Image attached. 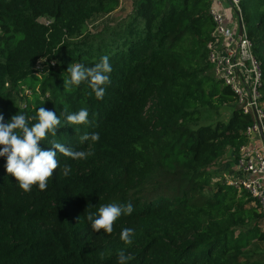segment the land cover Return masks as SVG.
Instances as JSON below:
<instances>
[{"label": "trees", "instance_id": "obj_1", "mask_svg": "<svg viewBox=\"0 0 264 264\" xmlns=\"http://www.w3.org/2000/svg\"><path fill=\"white\" fill-rule=\"evenodd\" d=\"M119 6L0 0L4 123L19 113L31 126L44 107L61 120L49 140L90 153L72 160L57 151L70 174L56 169L45 191L33 186L29 193L0 157V264H118L120 250L132 257L128 264H264V252L249 250L264 241V214L246 190L213 183L210 170L238 153L253 122L208 61L211 0H133L126 20L89 29ZM242 11L262 65L264 100V0H242ZM105 55L112 72L103 99L87 81L64 89L70 64L92 67ZM84 108L89 125L66 124L67 114ZM85 133L100 139L81 143ZM40 147L55 150L48 140ZM129 202L133 212L111 235L92 230L88 212ZM124 228L134 230L131 245L120 240Z\"/></svg>", "mask_w": 264, "mask_h": 264}, {"label": "clouds", "instance_id": "obj_2", "mask_svg": "<svg viewBox=\"0 0 264 264\" xmlns=\"http://www.w3.org/2000/svg\"><path fill=\"white\" fill-rule=\"evenodd\" d=\"M112 67L107 55L101 57L100 61L92 67H86L81 63H72L67 68L69 76L64 78V89L70 90L74 86H79L83 82H88V86L97 99H103L106 86L111 83L110 73ZM67 110L65 109V112ZM37 122L29 126L28 118L23 114H16L11 117V121L4 123V116L0 114V157H6V171L13 176L21 190L26 193L32 191L33 186H38L41 191L48 187V181L53 177L54 170L59 169L67 177L71 172V166L65 164L60 167L57 159V151L72 160L87 159L89 152L75 150L65 147L63 143L55 139L49 140V136H57V128L61 125L60 118L54 111L40 107L36 111ZM68 125H89V112L86 108L80 109L65 117ZM99 133H85L80 136V142H98ZM48 140L55 150H44L40 147V142ZM133 212V205L129 202L126 205L119 203H108L101 205L98 213L88 212L87 220L91 222V228L95 232L103 230L111 235L114 231L115 222L122 215H130ZM134 230L124 228L120 233V240L126 245L133 243L132 236ZM132 259L123 250L118 253V264H128Z\"/></svg>", "mask_w": 264, "mask_h": 264}, {"label": "built area", "instance_id": "obj_3", "mask_svg": "<svg viewBox=\"0 0 264 264\" xmlns=\"http://www.w3.org/2000/svg\"><path fill=\"white\" fill-rule=\"evenodd\" d=\"M211 3L215 29L214 39L208 45V61L213 75L234 92L243 113L253 118L245 132L247 140L235 154V174L229 175L224 183L246 190L264 214L262 65L243 22L242 0H211ZM228 9L232 10L231 14Z\"/></svg>", "mask_w": 264, "mask_h": 264}, {"label": "rangeland", "instance_id": "obj_4", "mask_svg": "<svg viewBox=\"0 0 264 264\" xmlns=\"http://www.w3.org/2000/svg\"><path fill=\"white\" fill-rule=\"evenodd\" d=\"M132 9H133V0H120V6L117 10H115L114 12L110 14L99 15L93 20H91L89 22V29L94 33H98L103 30L109 29L110 27L116 25L118 22L126 20L129 14L131 13ZM40 20H42L43 22H48L46 18H42ZM43 68H44V65H42V63L40 62L38 64L37 69L42 70ZM40 74L41 72H39V75ZM23 89L26 91L25 93L29 92V89L27 87H23ZM28 95H31V93H29ZM23 106H25V103ZM231 109L232 108L227 107L223 111V119L225 120L228 119L231 113ZM234 157L235 155L233 157H230L229 155H227L226 157L223 158L222 160L223 162H221V164L219 163L220 165L217 163L215 166H213L210 169L214 177L213 183H216L217 181L224 182L229 175L235 174L236 158L234 159ZM262 228L264 229V223L262 224ZM249 250L251 253L252 252L254 253L264 252V241L263 242L254 241V246L250 247ZM256 255H257L256 259L262 258L259 256V254H256Z\"/></svg>", "mask_w": 264, "mask_h": 264}, {"label": "water", "instance_id": "obj_5", "mask_svg": "<svg viewBox=\"0 0 264 264\" xmlns=\"http://www.w3.org/2000/svg\"><path fill=\"white\" fill-rule=\"evenodd\" d=\"M243 34V23L241 22L240 23V35H242Z\"/></svg>", "mask_w": 264, "mask_h": 264}, {"label": "crops", "instance_id": "obj_6", "mask_svg": "<svg viewBox=\"0 0 264 264\" xmlns=\"http://www.w3.org/2000/svg\"><path fill=\"white\" fill-rule=\"evenodd\" d=\"M228 12H229V14H231L232 13V10L228 9Z\"/></svg>", "mask_w": 264, "mask_h": 264}]
</instances>
